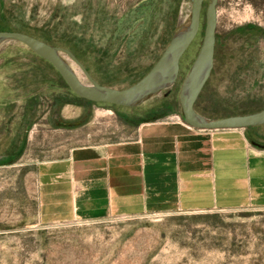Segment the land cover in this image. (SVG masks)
<instances>
[{"label": "rangeland", "instance_id": "1", "mask_svg": "<svg viewBox=\"0 0 264 264\" xmlns=\"http://www.w3.org/2000/svg\"><path fill=\"white\" fill-rule=\"evenodd\" d=\"M177 2L174 19L171 10ZM208 4L206 0L205 9ZM192 6V0H0V21L31 33L49 30L52 36L90 48V73L125 88L189 25ZM204 25L205 19L200 36L182 58L179 80L126 109L133 121L151 116L166 92L173 108L166 115L183 119L181 84L200 52ZM250 25L256 29H247ZM215 50V65L200 100L206 115L264 108V0L218 1ZM68 62L87 82L81 69ZM71 100L78 102L48 61L18 41L0 42V159L11 142L19 147L16 137L21 133L15 125L24 115L36 125ZM28 103L34 112L25 108ZM260 130L264 134V126ZM79 132L56 139L79 145L85 140ZM39 136L30 134L21 161L51 155L48 139L35 143ZM16 175L15 167H0V264H264V208L38 224L33 166L24 167L21 182Z\"/></svg>", "mask_w": 264, "mask_h": 264}, {"label": "crops", "instance_id": "2", "mask_svg": "<svg viewBox=\"0 0 264 264\" xmlns=\"http://www.w3.org/2000/svg\"><path fill=\"white\" fill-rule=\"evenodd\" d=\"M128 108L61 104L31 126L18 158L0 165L15 167L19 182L33 166L38 224L264 208V125L197 129L178 115L136 123ZM77 130L79 145L56 139ZM35 133L51 155L21 161Z\"/></svg>", "mask_w": 264, "mask_h": 264}, {"label": "water", "instance_id": "3", "mask_svg": "<svg viewBox=\"0 0 264 264\" xmlns=\"http://www.w3.org/2000/svg\"><path fill=\"white\" fill-rule=\"evenodd\" d=\"M206 0H192L190 23L178 31L170 40L151 69L135 84L125 88H116L100 84L85 65L69 49L55 46L30 34L20 31L0 30V42L18 41L38 56L48 61L61 75L69 88L79 97L93 103H107L123 107L138 106L148 96L168 89L178 80L180 62L199 34L203 6ZM219 0H209L205 10V26L202 45L180 89V104L183 120L197 129L247 128L264 125V109L241 115H232L210 119L200 114L195 104L211 76L217 40ZM186 30L184 37L177 36ZM68 60L74 62L83 72L87 82L83 81L72 69ZM166 92L165 95H167Z\"/></svg>", "mask_w": 264, "mask_h": 264}, {"label": "trees", "instance_id": "4", "mask_svg": "<svg viewBox=\"0 0 264 264\" xmlns=\"http://www.w3.org/2000/svg\"><path fill=\"white\" fill-rule=\"evenodd\" d=\"M178 2L177 3H175V5H174V9L173 10H171V16L174 18V19H176L177 18V16H178ZM205 26V25H204ZM201 29H202V22H201V27H200V31H199V34H200V32H201ZM247 29H249V30H254V29H256L254 26H248L247 27ZM0 30H10V31H20V32H25V33H27V34H30V35H32V36H35V37H37V38H39V39H41V40H44V41H46V42H48L49 44H52V45H55V46H59V47H64V48H67V49H69V50H71L75 55H76V57L85 65V67L88 69V71L90 72V68H89V66H88V60L86 59V57H87V54L88 53H90V51L91 50H89L90 48H88V50L86 49V48H82V47H80V44L78 45V44H76L75 42H74V40L72 39V40H63V39H59V38H57V37H55V36H52V34H51V32H49V30L47 31V32H43V34H41L40 32H34V33H31V32H28V31H24V30H22V29H13V28H11L10 27V25L6 22V21H0ZM197 35V37L198 36H200V35ZM196 37V38H197ZM195 41V40H194ZM170 42V41H169ZM194 43V42H193ZM193 43L191 44V46L193 45ZM191 46L189 47V49L187 50V52L183 55V59H184V57H186L188 54H189V52H190V48H191ZM217 51V50H216ZM153 66V64L148 68V69H146L145 71H144V73L143 74H141L140 75V77H138V78H134V80L132 81V83H131V85L132 84H135V82H137L140 78L142 79V77L151 69V67ZM182 67V59H181V62H180V73H179V77H178V80H179V78L182 76V72H181V68ZM213 71V70H212ZM91 75H92V73H90ZM211 75H212V73H211ZM61 76V75H60ZM93 76V75H92ZM132 76H134V75H132ZM94 77V76H93ZM134 77H137V76H134ZM211 77V76H210ZM100 84H104V85H107V86H112V85H110V84H108V83H104L103 81H100V79H98V78H96V77H94ZM61 79L64 81V79L61 77ZM177 80V81H178ZM209 80V79H208ZM176 81V82H177ZM65 82V81H64ZM65 85L67 86V88H68V92L69 93H71L75 98H77L78 99V102H75V101H66L67 103H73V104H78V103H84V102H86V103H93V102H91V101H89V100H86V99H83V98H81V97H79V96H77L70 88H69V86L66 84V82H65ZM207 85H208V81H207V83H206V85L204 86V88H203V90H202V92H201V94H200V96H199V98H198V100H197V102H196V104H195V108H196V110L200 113V114H202V115H204V116H206V117H208L207 115H206V113H205V111H207V109L206 108H204L203 110L201 109V107H200V100H201V98L203 97L202 95H203V92H204V90L206 89V87H207ZM166 96V98H165V100H164V102L162 103V104H160L157 108H155V110H152V115L151 116H149V117H146V118H144L142 121H151V120H156V119H159V118H161V117H164L166 114H168L169 113V111H171L173 108H172V104L169 102V101H171V100H169L170 98V93L168 92V94L167 95H165ZM80 101V102H79ZM65 102V103H66ZM31 103V102H30ZM30 103H28V104H26L25 105V108H26V106H27V108H28V111H31V112H34L35 111V107L34 106H32V104H30ZM64 103V102H63ZM101 104H104V103H101ZM107 104V103H106ZM110 106H112V107H114V108H116V107H118V106H116V105H112V104H109ZM262 109H264V108H262ZM262 109H260V110H262ZM161 110V111H160ZM260 110H258V111H260ZM159 111V112H158ZM253 112H257V111H244V110H237V109H227V110H225L223 113H220V111H219V113H218V116H216V117H214V118H211V117H208V118H210V119H217V118H222V117H227V116H232V115H241V114H249V113H253ZM123 118L124 119H127V117H124L123 116ZM9 120V122L10 123H12L13 121H14V119L12 118V119H8ZM31 123H32V120L30 119V126H31ZM21 123H17V125H15V130H17L20 126ZM247 128H250V127H247ZM18 131V130H17ZM25 140H26V136L23 138V142H25ZM13 141V140H12ZM14 142V141H13ZM13 142H11V149L10 150H8V151H10L11 153V155L9 154L8 156H6L7 154H4L3 155V157L0 159V165L1 164H6V163H11V162H14L17 158H18V156L22 153V151H23V149H24V146H22V143L23 142H19V147H20V149H19V147H17L16 148V146H15V144L13 143ZM17 150H19L18 152H17Z\"/></svg>", "mask_w": 264, "mask_h": 264}, {"label": "flooded vegetation", "instance_id": "5", "mask_svg": "<svg viewBox=\"0 0 264 264\" xmlns=\"http://www.w3.org/2000/svg\"><path fill=\"white\" fill-rule=\"evenodd\" d=\"M205 3V2H204ZM217 9H218V5H217ZM205 8L203 6V14H202V20L205 19ZM214 65H215V61H214ZM214 68V67H213ZM54 111V109H52V112ZM51 113V112H50ZM52 118H54V113H51ZM30 119L31 117H29L27 114L23 116V119L21 120V124L19 125L20 127L18 128V133H21L20 136L18 134V138L19 142H23V138L26 136H28L29 133V127H30Z\"/></svg>", "mask_w": 264, "mask_h": 264}, {"label": "bare ground", "instance_id": "6", "mask_svg": "<svg viewBox=\"0 0 264 264\" xmlns=\"http://www.w3.org/2000/svg\"><path fill=\"white\" fill-rule=\"evenodd\" d=\"M186 30L184 29L182 32H180L177 36H180L179 38L184 37Z\"/></svg>", "mask_w": 264, "mask_h": 264}]
</instances>
